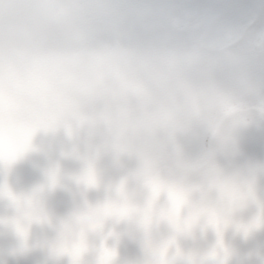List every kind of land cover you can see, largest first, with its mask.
<instances>
[{"label":"clouds","instance_id":"9594fccd","mask_svg":"<svg viewBox=\"0 0 264 264\" xmlns=\"http://www.w3.org/2000/svg\"><path fill=\"white\" fill-rule=\"evenodd\" d=\"M0 264H264V0H0Z\"/></svg>","mask_w":264,"mask_h":264}]
</instances>
